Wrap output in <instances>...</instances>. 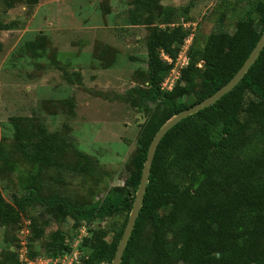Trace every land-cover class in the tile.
<instances>
[{"label": "rangeland", "instance_id": "rangeland-1", "mask_svg": "<svg viewBox=\"0 0 264 264\" xmlns=\"http://www.w3.org/2000/svg\"><path fill=\"white\" fill-rule=\"evenodd\" d=\"M166 6L189 37L174 45L172 63L160 57L167 65L160 83L178 55L201 48L211 31L231 35L239 21L259 25L264 14V0H161L151 24H132L135 0H0L6 24L0 28V193L7 203L16 207L35 191L88 207L124 188L143 146L140 132L170 110L152 95L148 75L149 37ZM202 87L197 78L194 92L176 100L190 104ZM47 133L55 134L58 147L41 151L44 157L35 143ZM62 203H32L16 222H0V264H33L55 243L76 244L81 225L94 226L81 220L76 227ZM167 210L158 211L164 216ZM125 216L119 211L97 219L106 242L124 230ZM185 225L186 219L167 223L169 264H187L178 259L191 235ZM249 260L264 264V238L254 241ZM129 264H154L150 224Z\"/></svg>", "mask_w": 264, "mask_h": 264}, {"label": "trees", "instance_id": "trees-1", "mask_svg": "<svg viewBox=\"0 0 264 264\" xmlns=\"http://www.w3.org/2000/svg\"><path fill=\"white\" fill-rule=\"evenodd\" d=\"M160 1L135 0L136 11H129L131 23L151 24ZM173 15L171 6L160 12V22L152 30L148 44L150 90L170 110L161 122L149 121L140 132L143 146L124 188L113 190L101 202L88 207L44 199L35 191L22 196L13 207L0 193V222H16L20 211L32 203L58 201L67 207L76 227L81 220L94 224L80 244L87 254L81 264H111L123 230L114 240L106 242V232L97 219L126 211L125 227L155 133L171 116L226 84L249 56L264 29L262 14L259 25L253 19L241 20L231 35L211 31L201 48L189 49V62L181 69L172 90L162 91L160 74L167 65L161 60L160 52L172 55L174 45L186 35L180 26H174ZM4 27L6 24L0 22V28ZM197 78L203 81V87L196 99L190 104L177 101L178 95L194 92ZM18 135L17 132L19 139ZM35 145L41 156H44L41 151L58 147L54 133L45 134ZM163 207L168 210L161 216L158 210ZM182 219H186L185 228L191 235L182 241L178 259L187 264H250L251 246L256 239L264 238V46L229 92L182 119L162 137L120 264H129L146 224L153 227L154 264H169L166 226ZM53 245L43 253L57 255L70 248L63 242Z\"/></svg>", "mask_w": 264, "mask_h": 264}, {"label": "water", "instance_id": "water-1", "mask_svg": "<svg viewBox=\"0 0 264 264\" xmlns=\"http://www.w3.org/2000/svg\"><path fill=\"white\" fill-rule=\"evenodd\" d=\"M264 46V29L262 31V34L257 41L256 45L250 52L249 56L246 58L242 66L237 70V72L231 77V79L221 86L218 90H216L213 94L206 97L202 101L191 105L188 108L182 109L181 111L177 112L173 116H171L169 119H167L163 125L158 129V131L153 136L152 140L150 141V144L147 149V154L145 158V162L142 168L141 177L139 181L138 188L135 193L134 201L126 222V225L123 230L122 237L120 241L117 244L113 259L111 261V264H120L121 259L124 253L125 246L128 242V239L132 233V230L134 228L136 219L138 217L139 211L141 209L144 194L147 187V182L149 179L150 169L153 162L154 154L157 149V146L159 145L162 137L166 134V132L171 129L174 125H176L178 122H180L182 119L186 118L187 116L196 113L200 111L201 109L213 104L217 100H219L224 94L229 92L245 75L249 67L253 64L257 56L259 55L262 47Z\"/></svg>", "mask_w": 264, "mask_h": 264}, {"label": "built area", "instance_id": "built-area-1", "mask_svg": "<svg viewBox=\"0 0 264 264\" xmlns=\"http://www.w3.org/2000/svg\"><path fill=\"white\" fill-rule=\"evenodd\" d=\"M161 56L169 63H172L173 58L168 53L161 50L160 57ZM188 62L189 56L187 55V52L185 50L178 55L176 62L171 68V74L166 76L160 83V89L162 91L172 90L180 77L181 69L185 67ZM199 65H201V63H199ZM87 235L88 231L86 230L85 226L81 225L79 227V234L77 236L78 241L76 242V244L67 243L70 248L68 250H64L62 253H58L57 255L39 253L35 256L33 264H81L83 259L87 258V254L86 250L80 248V244L83 241L84 237Z\"/></svg>", "mask_w": 264, "mask_h": 264}]
</instances>
